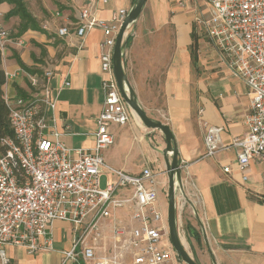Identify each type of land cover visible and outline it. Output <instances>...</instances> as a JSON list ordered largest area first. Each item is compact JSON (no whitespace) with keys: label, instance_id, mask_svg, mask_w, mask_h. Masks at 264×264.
Segmentation results:
<instances>
[{"label":"crops","instance_id":"crops-1","mask_svg":"<svg viewBox=\"0 0 264 264\" xmlns=\"http://www.w3.org/2000/svg\"><path fill=\"white\" fill-rule=\"evenodd\" d=\"M132 3L63 0L61 8L52 9L54 22L46 29L30 11L42 30L16 33L1 49V66L9 74L3 89L10 99L37 93L27 74L53 72L49 87L56 107L49 113L55 121L49 123L62 132L60 140L70 148L94 145L104 102L100 60L104 35L96 28L83 38L77 36L80 9L90 6L99 17L111 19L119 9L129 10ZM11 8L8 2L1 3L0 14ZM56 11L61 16H55ZM206 15L207 6L201 0H148L127 48L126 70L148 114L168 124L174 134L185 188L204 222L216 264H264V160H252L249 180L243 181L235 165V148L204 156L207 125L223 127L222 140L228 143L247 130L251 103L247 85L232 76L202 31L198 18ZM66 23L70 33L61 37L57 28ZM18 59L33 72L22 68ZM113 131L115 143L103 150L108 164L132 174L146 166L165 170L166 140L159 129L145 130L132 118L126 125H113ZM118 133L121 139L116 138ZM226 165L232 166L230 173L224 172ZM158 179L161 184L168 177L162 174ZM161 187L160 202L161 193L167 195ZM191 213V223L200 235L199 240L191 237L194 254L199 258L203 253L199 248L203 242L213 264L192 209ZM53 232V250L29 254L24 248L9 246L12 264H87L83 260L63 263V251L71 248L75 236L71 223L56 220Z\"/></svg>","mask_w":264,"mask_h":264},{"label":"built area","instance_id":"built-area-1","mask_svg":"<svg viewBox=\"0 0 264 264\" xmlns=\"http://www.w3.org/2000/svg\"><path fill=\"white\" fill-rule=\"evenodd\" d=\"M201 1L207 6V15L198 18L202 31L232 76L247 85L251 98L245 133L223 143L225 129L207 125L204 156L235 148V165L248 181L250 162L264 160V0ZM127 13L121 8L105 19L83 6L76 23L80 38L96 28L104 35L100 43L104 102L93 146H66L60 140L62 132L49 123L55 121L49 110L56 107L49 87L51 70L27 74L37 90L31 98L5 96L13 136L0 137V264H12L9 246L29 254L53 250L56 220L71 223L75 235L71 248L63 251V263L180 264L167 208L160 202L159 186L167 194L168 179L160 184L158 176L166 171L146 166L132 174L108 164L103 155L115 143L113 125L132 119L113 67L117 35ZM69 33L68 23L58 26L59 36ZM8 38V30L0 25V49ZM223 170L230 173L232 166ZM179 206L182 225L184 203Z\"/></svg>","mask_w":264,"mask_h":264},{"label":"water","instance_id":"water-1","mask_svg":"<svg viewBox=\"0 0 264 264\" xmlns=\"http://www.w3.org/2000/svg\"><path fill=\"white\" fill-rule=\"evenodd\" d=\"M147 1L148 0H133V3L128 10L127 16L122 23L120 31L117 35L113 52L114 73L120 92L131 112L132 118L139 123L136 118L137 115L141 120V123H139L141 126L153 130L159 129L164 134L166 147L162 150V154L166 162L165 171L168 177V223L170 238L175 252L179 258L180 264H202V262L197 256L193 257L182 240L180 226V206L178 202L179 194H181V196L193 210V213L201 226L205 242L209 247L212 262L213 264H216V260L212 254V249L208 242L204 222L200 218L193 199L188 195L185 188L182 164L180 163L178 147L174 134L168 124L162 122L159 119H155L148 114L145 107L140 102L136 90L127 74L126 55L128 41L130 36L132 37L134 34L136 23Z\"/></svg>","mask_w":264,"mask_h":264},{"label":"rangeland","instance_id":"rangeland-1","mask_svg":"<svg viewBox=\"0 0 264 264\" xmlns=\"http://www.w3.org/2000/svg\"><path fill=\"white\" fill-rule=\"evenodd\" d=\"M26 3L27 8L29 11L33 13V15H37L38 20L42 21V26L47 25L50 27V25L54 22L53 21V15H52V9L55 7L61 8V1L63 0H24ZM13 7V6H12ZM0 19L2 20V27L8 30L9 37L15 36L18 29V26L21 22L20 16H12V17H6V12L4 14H0ZM143 129L148 130V128H145L142 126ZM116 138L121 139L120 134L116 135ZM124 147H127V144L124 142ZM107 177L103 176L101 179V186L105 187L106 185ZM178 202L179 205H182V202L184 203L183 206V222L181 226V234L187 239V249L190 251V253L195 257L194 251L192 249V244L190 241V238L188 236V233H184L186 231L185 224L187 220H190V222L194 219L193 214L191 213V207L189 204L184 200V198L181 196V194L178 195ZM161 203L163 204V208H167L168 206V198L167 195L164 193H161ZM199 248L203 253L199 256L200 260L203 262V264H211L208 252L205 248V244L203 242L199 243Z\"/></svg>","mask_w":264,"mask_h":264},{"label":"trees","instance_id":"trees-1","mask_svg":"<svg viewBox=\"0 0 264 264\" xmlns=\"http://www.w3.org/2000/svg\"><path fill=\"white\" fill-rule=\"evenodd\" d=\"M3 2H8L13 6L6 13V17L18 15L21 18V22L18 26V31H17L18 36L26 32L30 28L42 30V27L39 25L36 18L27 8L24 0H0V4ZM131 39L132 37L130 36L128 41V46L130 45ZM18 62L22 68L30 72H33V70L28 68L20 59H18ZM1 64H2V51L0 49V137H3V136H13V130L11 129L9 123V110L5 101V93L3 89V86L6 83V73L2 68ZM18 93L20 95H24V92L20 88H18ZM185 228L189 235L193 236L197 240L200 239L199 233L192 225L190 220H187L185 224Z\"/></svg>","mask_w":264,"mask_h":264},{"label":"bare ground","instance_id":"bare-ground-1","mask_svg":"<svg viewBox=\"0 0 264 264\" xmlns=\"http://www.w3.org/2000/svg\"><path fill=\"white\" fill-rule=\"evenodd\" d=\"M137 120L139 121V123H141V120L139 119V117L136 115ZM182 240L184 242V244L187 246V239L182 235Z\"/></svg>","mask_w":264,"mask_h":264},{"label":"flooded vegetation","instance_id":"flooded-vegetation-1","mask_svg":"<svg viewBox=\"0 0 264 264\" xmlns=\"http://www.w3.org/2000/svg\"><path fill=\"white\" fill-rule=\"evenodd\" d=\"M185 229H186V228H185ZM186 232H187V231H185V233H186ZM188 236H189V238H190V241H191V237H193V236H191V235H189V234H188Z\"/></svg>","mask_w":264,"mask_h":264}]
</instances>
